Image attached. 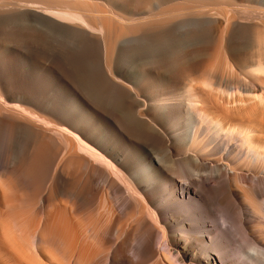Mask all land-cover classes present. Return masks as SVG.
Returning <instances> with one entry per match:
<instances>
[{"label":"bare ground","instance_id":"bare-ground-1","mask_svg":"<svg viewBox=\"0 0 264 264\" xmlns=\"http://www.w3.org/2000/svg\"><path fill=\"white\" fill-rule=\"evenodd\" d=\"M0 264H264V0H0Z\"/></svg>","mask_w":264,"mask_h":264}]
</instances>
